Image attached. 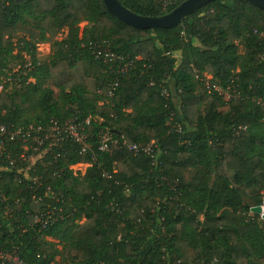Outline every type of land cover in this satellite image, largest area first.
Instances as JSON below:
<instances>
[{
  "label": "trees",
  "instance_id": "obj_1",
  "mask_svg": "<svg viewBox=\"0 0 264 264\" xmlns=\"http://www.w3.org/2000/svg\"><path fill=\"white\" fill-rule=\"evenodd\" d=\"M119 1L156 16L183 0L166 10L160 0ZM81 21L87 23L80 30ZM61 29L66 35L55 39ZM19 32L27 37L14 51ZM46 41L50 54L36 65V44ZM102 41L138 57L111 97L110 75L89 48ZM23 53L34 64L26 75L34 81L0 93V123L24 127L91 116V149L81 154L67 141L25 177L17 169L24 167L18 157L28 140L6 143L0 245H17L25 264H264V220L250 210L264 193L263 112L255 102L264 100L263 9L215 0L170 28L141 29L109 13L102 0H0V76L11 64L22 66ZM196 72L232 84L239 95L225 100L208 93ZM45 80L56 95L42 86ZM105 127L126 143L156 140L159 163L116 145L99 153ZM81 162L90 165L74 174L69 166ZM47 187L52 194L45 195ZM52 206L62 207L61 219L33 223L35 212Z\"/></svg>",
  "mask_w": 264,
  "mask_h": 264
},
{
  "label": "built area",
  "instance_id": "obj_2",
  "mask_svg": "<svg viewBox=\"0 0 264 264\" xmlns=\"http://www.w3.org/2000/svg\"><path fill=\"white\" fill-rule=\"evenodd\" d=\"M177 1L178 0H160L161 9L166 10L175 5ZM89 48L94 54V58L100 60L104 64V70L108 73V75H110L107 82L108 90L106 92V97H111L113 89L118 84V78L124 76L130 69L135 67V60L138 59V57L131 59L125 55L117 54L116 52L110 50L106 41H102L100 44H94ZM39 63L40 62L37 61L36 65ZM33 68L34 64L28 59L25 60L22 66L17 65V68H6L0 76V93L4 90H9L13 87L18 88L23 84L30 83V78L32 77H26V75ZM209 76V80H206L203 77V73L201 76L198 75L197 72L195 73V77L199 78L208 93L215 92L220 94L223 98H226L225 100L239 95V91H236L232 84H221L217 79H213L211 75ZM162 94H166V90H163ZM255 102L259 105L263 112L262 121L264 122V100L258 98ZM101 103L102 102H99V104ZM91 118V116L80 118L75 115L71 118L60 121L51 117L45 123H29L24 127H14V125L0 123V155H2L3 150L6 149L5 145L7 142H15L21 139L28 140L26 144L21 146L22 150L20 151L18 157L20 162L24 163L25 167L17 169L18 173L27 177L28 171L39 158L44 157L46 153H52L54 149H57V151L61 150L63 144L67 141L76 143L78 145V152L81 154L90 150L91 147L87 142L88 135L86 128L90 125ZM175 131H181L179 124L176 125ZM180 143H188V141L182 140ZM114 145L121 149H125L134 155L144 154L150 158L152 164L159 163V161H157L159 148L156 140H151L149 143H126L122 136H120V139L113 138L107 127L100 130L96 150L99 153H109L112 151ZM58 155L59 152H57L55 156ZM91 157L92 160H95L94 154H92ZM6 158H8L7 162L9 167L12 168L15 165L14 160L9 159L8 153L6 154ZM28 162H30V164ZM77 164L79 163L69 166L74 174L78 171L73 169V167ZM81 164L86 165L85 169L90 165V163L86 162H81ZM84 172L85 171L80 172V174H83ZM53 174H55V172ZM103 175L108 177V174L105 172ZM30 179L34 184L37 183V178L35 176ZM40 184L41 182H38L35 188L37 189ZM44 192L45 195L51 193L48 187L45 188ZM33 197H35L36 201H41L42 198L40 195ZM2 200H4V198ZM110 206H112L110 207V210L114 211L115 214L120 212L119 207L115 203L113 204L111 202ZM258 206L260 207V211L256 213V215L258 218L264 220V193L262 194L261 202ZM46 209V211L38 210L35 212L33 223L40 224L44 227L47 224L53 223L62 218L61 206H52L50 210L54 211L53 213L48 207ZM18 251L19 248L17 245H11L9 248H4L0 245V264H25L20 258Z\"/></svg>",
  "mask_w": 264,
  "mask_h": 264
},
{
  "label": "water",
  "instance_id": "obj_3",
  "mask_svg": "<svg viewBox=\"0 0 264 264\" xmlns=\"http://www.w3.org/2000/svg\"><path fill=\"white\" fill-rule=\"evenodd\" d=\"M106 10L120 21L135 28H170L200 7L215 0H183L170 11L156 16L137 14L125 7L119 0H102ZM264 10V0H245ZM251 211L258 213L260 207L252 206Z\"/></svg>",
  "mask_w": 264,
  "mask_h": 264
},
{
  "label": "rangeland",
  "instance_id": "obj_4",
  "mask_svg": "<svg viewBox=\"0 0 264 264\" xmlns=\"http://www.w3.org/2000/svg\"><path fill=\"white\" fill-rule=\"evenodd\" d=\"M86 23H87L86 21L79 22V24H78L79 29L81 30L86 25ZM66 32H67L66 29H61L55 35L56 36L55 39H61V38H63L66 35ZM26 37L27 36L25 35L24 32H19L17 34V36L12 39V43L15 44V50L14 51H16L19 48V46L21 45V40L25 39ZM234 43H235V45L237 47V52L239 54H242L243 53V41L237 39V40L234 41ZM50 45L51 44H50L49 41L39 42V43L36 44V49H35L36 56H35V58H36V60L38 62H42L44 60L45 61L47 60V57L50 54V49H51V46ZM23 57H26V59L29 60V57L27 55H25L24 53H23ZM10 66L11 67H8V68H17V65L16 66H12V64H11ZM238 68L239 67H236V70H238ZM203 77L206 80H209V78H210V76L207 73H203ZM33 81H34V79L33 78H30V82H33ZM42 86H48V87L52 88L53 91H54L53 95H56L57 94V88L54 87L53 85H51L48 82V80H47V82L45 80L43 82ZM224 99H226V98H224ZM225 110H226V107L221 108V111L222 112L225 111ZM263 124H264V122H263ZM28 163L30 164V162H28ZM24 167H25V165H24ZM85 167H86L85 164L79 163V164L75 165L73 167V169L74 170H78L77 172L80 174V172L85 171ZM213 261L215 262L216 261V258H213ZM51 264H57V262L55 261L54 263L52 262ZM257 264H261V263L259 261H257Z\"/></svg>",
  "mask_w": 264,
  "mask_h": 264
}]
</instances>
